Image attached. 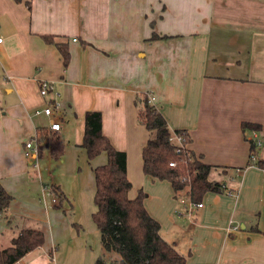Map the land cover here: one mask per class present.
I'll list each match as a JSON object with an SVG mask.
<instances>
[{
	"label": "crops",
	"instance_id": "crops-1",
	"mask_svg": "<svg viewBox=\"0 0 264 264\" xmlns=\"http://www.w3.org/2000/svg\"><path fill=\"white\" fill-rule=\"evenodd\" d=\"M0 32V187L12 197L0 211V250L31 225L45 236L15 264H69L79 255L63 249L74 234L62 200L53 201L55 187L64 191L51 172L52 192L43 190L39 162L49 169L53 159L26 149L38 127L50 130L51 118L35 115L50 102L59 104L52 119L65 145L56 161L77 158L86 169L85 114L101 112L103 134L127 156L129 198L146 193L147 211L187 264H264V169L251 161L256 137L264 165V0H0ZM44 35L68 46L67 67ZM43 82L54 86L47 96ZM140 93L172 131L187 132V149L213 167L208 180L223 185L202 208L190 211L188 199L177 201L185 192L145 175ZM106 162V154L88 160L91 171Z\"/></svg>",
	"mask_w": 264,
	"mask_h": 264
},
{
	"label": "trees",
	"instance_id": "trees-1",
	"mask_svg": "<svg viewBox=\"0 0 264 264\" xmlns=\"http://www.w3.org/2000/svg\"><path fill=\"white\" fill-rule=\"evenodd\" d=\"M21 2L22 0H15ZM161 37L154 34L151 40ZM46 43L57 46L65 67L70 62V51L66 44L55 43L52 36L44 35ZM138 123L146 128L149 139L143 149V170L146 176L160 181H169L175 192H185L192 203H201L209 192H224L223 185L209 181L212 165L205 164L200 157L185 149L177 153L178 144L172 141L175 134H185L187 144L191 138L186 131H172L160 110L152 104L149 94L136 96ZM103 116L98 111L85 114V132L81 147L85 150L89 162L102 154L107 155L104 165L93 168L95 177V205L97 211L93 218L97 225L100 241L105 254L95 264H187L186 258L161 234V225L147 211L144 201L146 193L139 191L135 199L129 198L132 189L127 174V156L116 150L103 134ZM244 129L258 130L259 125L244 123ZM38 150L46 145L53 160H61L65 154V145L60 136L47 127L37 128ZM254 149V145L252 146ZM177 167H170V162ZM264 169L263 163H252ZM185 179L186 181H184ZM60 200L66 195L54 188ZM12 197L0 187V211L7 209ZM45 241L43 231L25 229L13 240L12 246L0 250V264H15L28 253L42 247ZM118 257H117V256Z\"/></svg>",
	"mask_w": 264,
	"mask_h": 264
},
{
	"label": "rangeland",
	"instance_id": "rangeland-1",
	"mask_svg": "<svg viewBox=\"0 0 264 264\" xmlns=\"http://www.w3.org/2000/svg\"><path fill=\"white\" fill-rule=\"evenodd\" d=\"M42 148L45 155L48 154L44 143ZM84 162L86 169L79 165L77 158L74 161L67 160L65 164L53 160L49 169H46L44 161L39 162L40 171L46 176L45 186H51V178L47 176L51 172L53 181L62 188L66 195V200H62L63 209L60 212L61 216L67 220L74 234V241L63 244V249L65 248L68 254L66 247L72 245L70 254L72 252L79 254L78 258L73 257L70 259L68 257L69 264H95L97 259L105 254L100 241L99 231L93 218L97 211L94 174L89 166L87 156ZM176 196L179 202L182 197L186 200L188 199L185 193L177 194ZM64 210L67 211L66 214H64ZM27 228L38 229L39 227L31 225ZM83 249L86 251L85 255H83Z\"/></svg>",
	"mask_w": 264,
	"mask_h": 264
},
{
	"label": "built area",
	"instance_id": "built-area-1",
	"mask_svg": "<svg viewBox=\"0 0 264 264\" xmlns=\"http://www.w3.org/2000/svg\"><path fill=\"white\" fill-rule=\"evenodd\" d=\"M4 40V37L2 35V33L0 32V44L3 42ZM54 91V86L48 82H43L41 85H40V93L42 96H47L50 92H53ZM55 96L58 97L59 94L55 92ZM153 98L151 99V102H152ZM59 104L56 103V102H50L44 109L42 110H36L35 111V115L38 116V115H46L48 117L51 118L50 120V130L51 131H60V123L55 120V119H52L55 114H54V107L55 108H58ZM172 141L176 142L178 144V148H177V153L180 154L182 151H184L186 148H187V139H186V135L185 134H175L172 138ZM253 143H254V148L252 153H251V161L252 163H257V149L260 148V146L262 145V141L258 140L256 137L255 139H253ZM26 149L28 151H33L35 153V155L38 154L39 150H38V134L36 133L34 135V137L28 141L26 143ZM170 167H177V163L172 161L170 162ZM36 167L38 165H35ZM184 181H186L185 179H183ZM43 190L44 191H47V192H52V189L51 187H47V186H44L43 187ZM53 201L54 202H57V198H56V195L54 193V198H53ZM182 203H186V199H182L181 200ZM189 202V209L190 211H192V209L194 208H202L203 207V204L202 203H192L190 200H188ZM230 230H234V231H237L239 230V226H231L230 227Z\"/></svg>",
	"mask_w": 264,
	"mask_h": 264
}]
</instances>
